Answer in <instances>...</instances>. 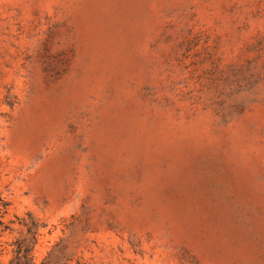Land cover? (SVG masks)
I'll use <instances>...</instances> for the list:
<instances>
[{
    "label": "rangeland",
    "instance_id": "rangeland-1",
    "mask_svg": "<svg viewBox=\"0 0 264 264\" xmlns=\"http://www.w3.org/2000/svg\"><path fill=\"white\" fill-rule=\"evenodd\" d=\"M264 264V0H0V264Z\"/></svg>",
    "mask_w": 264,
    "mask_h": 264
},
{
    "label": "trees",
    "instance_id": "trees-1",
    "mask_svg": "<svg viewBox=\"0 0 264 264\" xmlns=\"http://www.w3.org/2000/svg\"><path fill=\"white\" fill-rule=\"evenodd\" d=\"M27 227V237L16 242L14 255L9 264H38L33 255L38 236V224L31 218L30 224H24Z\"/></svg>",
    "mask_w": 264,
    "mask_h": 264
}]
</instances>
